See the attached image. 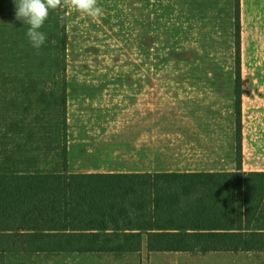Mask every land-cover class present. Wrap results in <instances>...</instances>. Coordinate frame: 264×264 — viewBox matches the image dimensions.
Segmentation results:
<instances>
[{
	"label": "rangeland",
	"instance_id": "374dc122",
	"mask_svg": "<svg viewBox=\"0 0 264 264\" xmlns=\"http://www.w3.org/2000/svg\"><path fill=\"white\" fill-rule=\"evenodd\" d=\"M97 6L103 15L95 21L64 7L50 10L41 28L46 41L35 49L29 25L15 20L14 0H0V173L61 170L52 151L66 103L88 91L79 80L264 77V21H246L248 53L238 65L232 0H97ZM262 253L159 252L139 264H261ZM23 263L117 264L91 253L25 255Z\"/></svg>",
	"mask_w": 264,
	"mask_h": 264
},
{
	"label": "trees",
	"instance_id": "16d2710c",
	"mask_svg": "<svg viewBox=\"0 0 264 264\" xmlns=\"http://www.w3.org/2000/svg\"><path fill=\"white\" fill-rule=\"evenodd\" d=\"M235 37L240 65V0ZM145 239L150 253L264 250V172H245L239 155L234 172L0 173V264L138 253Z\"/></svg>",
	"mask_w": 264,
	"mask_h": 264
},
{
	"label": "crops",
	"instance_id": "0c3cea01",
	"mask_svg": "<svg viewBox=\"0 0 264 264\" xmlns=\"http://www.w3.org/2000/svg\"><path fill=\"white\" fill-rule=\"evenodd\" d=\"M240 1L243 45L246 21H264V0ZM78 82L88 91L66 103L61 136L47 150L59 155L61 170L39 173L234 172L239 155L245 172H264V77ZM91 254L139 264L153 253L145 239L138 253ZM256 263L264 264V253Z\"/></svg>",
	"mask_w": 264,
	"mask_h": 264
},
{
	"label": "clouds",
	"instance_id": "9594fccd",
	"mask_svg": "<svg viewBox=\"0 0 264 264\" xmlns=\"http://www.w3.org/2000/svg\"><path fill=\"white\" fill-rule=\"evenodd\" d=\"M14 3L15 20L29 25L26 35L35 49H40L46 41L41 28L48 19L50 10L64 7L94 21L103 15V9L97 6V0H14Z\"/></svg>",
	"mask_w": 264,
	"mask_h": 264
}]
</instances>
